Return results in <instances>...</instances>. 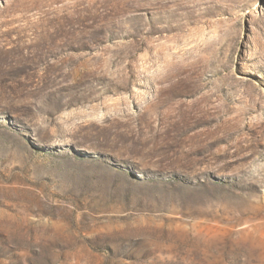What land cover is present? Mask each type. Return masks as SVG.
<instances>
[{
    "label": "rangeland",
    "instance_id": "1",
    "mask_svg": "<svg viewBox=\"0 0 264 264\" xmlns=\"http://www.w3.org/2000/svg\"><path fill=\"white\" fill-rule=\"evenodd\" d=\"M0 264H264V0H0Z\"/></svg>",
    "mask_w": 264,
    "mask_h": 264
}]
</instances>
